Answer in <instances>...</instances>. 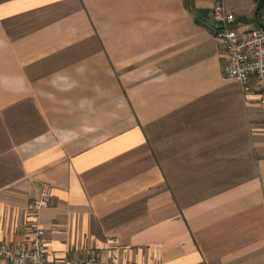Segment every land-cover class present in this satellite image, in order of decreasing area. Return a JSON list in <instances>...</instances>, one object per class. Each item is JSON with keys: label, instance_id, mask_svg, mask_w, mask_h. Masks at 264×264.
Instances as JSON below:
<instances>
[{"label": "crops", "instance_id": "0c3cea01", "mask_svg": "<svg viewBox=\"0 0 264 264\" xmlns=\"http://www.w3.org/2000/svg\"><path fill=\"white\" fill-rule=\"evenodd\" d=\"M220 2L264 27V0H0L1 242L264 264V108L223 74Z\"/></svg>", "mask_w": 264, "mask_h": 264}, {"label": "built area", "instance_id": "2783aa9c", "mask_svg": "<svg viewBox=\"0 0 264 264\" xmlns=\"http://www.w3.org/2000/svg\"><path fill=\"white\" fill-rule=\"evenodd\" d=\"M211 19L216 25L217 36L227 54V62L223 66L224 76L239 82L247 103L257 98L264 108V27L241 30L237 23V15L223 2L214 6ZM52 196V186L46 185L41 198L31 202L29 209L37 213L48 208ZM32 233L30 244L12 246L0 241V264H50L45 231L35 226ZM63 264H98V261L88 255L66 259Z\"/></svg>", "mask_w": 264, "mask_h": 264}, {"label": "rangeland", "instance_id": "374dc122", "mask_svg": "<svg viewBox=\"0 0 264 264\" xmlns=\"http://www.w3.org/2000/svg\"><path fill=\"white\" fill-rule=\"evenodd\" d=\"M256 100H257V99H256ZM257 101H258V104H260V103H259V99H258ZM260 105H261V104H260Z\"/></svg>", "mask_w": 264, "mask_h": 264}]
</instances>
